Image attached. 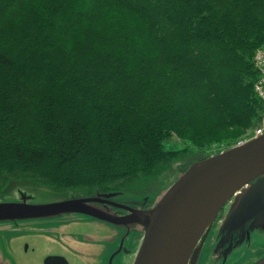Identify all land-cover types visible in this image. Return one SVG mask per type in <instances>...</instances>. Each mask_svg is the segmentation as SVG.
Masks as SVG:
<instances>
[{
    "label": "trees",
    "instance_id": "obj_1",
    "mask_svg": "<svg viewBox=\"0 0 264 264\" xmlns=\"http://www.w3.org/2000/svg\"><path fill=\"white\" fill-rule=\"evenodd\" d=\"M262 48L264 0H0V197L124 193L234 145Z\"/></svg>",
    "mask_w": 264,
    "mask_h": 264
},
{
    "label": "water",
    "instance_id": "obj_2",
    "mask_svg": "<svg viewBox=\"0 0 264 264\" xmlns=\"http://www.w3.org/2000/svg\"><path fill=\"white\" fill-rule=\"evenodd\" d=\"M19 194V200H0V222L82 213L117 225L138 224L142 237L131 264H193L213 220L231 197L219 234L242 228L249 242L250 230H264V132L191 163L147 209L107 200L125 210L110 214L90 204L116 197L117 191L39 203L24 191Z\"/></svg>",
    "mask_w": 264,
    "mask_h": 264
},
{
    "label": "flooded vegetation",
    "instance_id": "obj_3",
    "mask_svg": "<svg viewBox=\"0 0 264 264\" xmlns=\"http://www.w3.org/2000/svg\"><path fill=\"white\" fill-rule=\"evenodd\" d=\"M139 187H134V190L139 191ZM104 193L109 192L51 195L53 197L51 200L41 202L71 197H95ZM119 193L118 195L122 194V192ZM118 195L105 199L103 202L90 204L103 212L122 214L125 210L109 204L107 200L133 208L147 209L160 198L153 201L144 194L141 200L118 199ZM233 200L234 197H231L217 213L193 264H208L210 260H213V264H226L239 247L250 242V239L249 242L247 240L245 229L242 228H228L223 234H219L220 226L227 217ZM119 227L128 230L134 227L138 232V239L134 245L136 247L130 262L127 257L129 252L125 249L126 236L119 235ZM255 232L258 233L259 230H250V237ZM0 236L3 240L0 242V264H116L119 255L124 252L125 256L122 255L124 264H131L142 237V227L138 224L117 225L87 214L71 213L49 218L0 222ZM219 239L221 242L215 249ZM128 251L131 252V250ZM244 260L248 261L241 264H264V249L253 251Z\"/></svg>",
    "mask_w": 264,
    "mask_h": 264
},
{
    "label": "rangeland",
    "instance_id": "obj_4",
    "mask_svg": "<svg viewBox=\"0 0 264 264\" xmlns=\"http://www.w3.org/2000/svg\"><path fill=\"white\" fill-rule=\"evenodd\" d=\"M253 131V129H252ZM252 131L249 129H246L242 131L239 135L238 133H232L231 136L234 138L238 137L236 141H243L245 140L248 136L252 134ZM187 142H184L177 137L173 136L169 140L165 141V146L166 148H182L186 146ZM217 150L218 147H213L212 151ZM223 149V147L221 148ZM208 152V151H207ZM196 158V157H194ZM188 159V158H187ZM178 163H174L172 166V169L168 170L164 176H161L158 178V180H153L147 185H142L139 187V191L134 190V188L130 191H125L121 195H118V199H142V196L148 195L146 197L149 198V200H156L160 195L167 189V187L180 175V170L179 166H177ZM178 167V168H177ZM24 191L25 193L31 195L32 197V202H41L45 200H51L53 197L51 196L52 194L49 192V190L45 187L39 186L37 184H30L25 187H14L11 189L7 194L4 196L0 197V200H19L20 194L19 191ZM145 194V195H144ZM119 235L121 234L122 237H125V247L126 251L129 252L127 254V257L130 260H132L133 257V250L135 249L136 246L135 243L138 239V232L137 229L134 227H131L129 230L124 227H119ZM259 232H255L254 234L251 235L250 237V242L248 244H243L241 247H239L233 255H231L230 259L226 262V264H241V263H246L248 260H244L248 254H251L255 250H262L264 249V230L258 229ZM127 234V235H126ZM2 238L0 236V242H2ZM128 250H131L128 251ZM125 253V252H124ZM124 253H121L118 257V260L116 264H124V261L122 259V255ZM125 256V255H124ZM208 264H213V260H210Z\"/></svg>",
    "mask_w": 264,
    "mask_h": 264
},
{
    "label": "built area",
    "instance_id": "obj_5",
    "mask_svg": "<svg viewBox=\"0 0 264 264\" xmlns=\"http://www.w3.org/2000/svg\"><path fill=\"white\" fill-rule=\"evenodd\" d=\"M254 65L258 70V76L254 83V91L264 103V48L259 49L254 54ZM264 132V119L256 126L250 136H256ZM242 142V141H239Z\"/></svg>",
    "mask_w": 264,
    "mask_h": 264
},
{
    "label": "bare ground",
    "instance_id": "obj_6",
    "mask_svg": "<svg viewBox=\"0 0 264 264\" xmlns=\"http://www.w3.org/2000/svg\"><path fill=\"white\" fill-rule=\"evenodd\" d=\"M263 119H264V116H263ZM263 119H262V120H263ZM262 120H261V121H262ZM255 128H256V127H255ZM255 128H254V129H255ZM254 129H253V131H254ZM253 131H252V133H253ZM248 137H250V136H248ZM248 137H247V138H248Z\"/></svg>",
    "mask_w": 264,
    "mask_h": 264
}]
</instances>
